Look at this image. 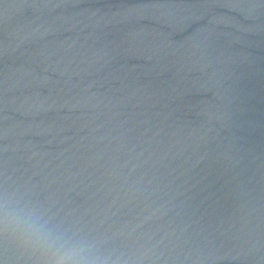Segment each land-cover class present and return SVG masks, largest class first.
<instances>
[{"label":"water","instance_id":"obj_1","mask_svg":"<svg viewBox=\"0 0 264 264\" xmlns=\"http://www.w3.org/2000/svg\"><path fill=\"white\" fill-rule=\"evenodd\" d=\"M5 179L159 264H264V0H0Z\"/></svg>","mask_w":264,"mask_h":264},{"label":"clouds","instance_id":"obj_2","mask_svg":"<svg viewBox=\"0 0 264 264\" xmlns=\"http://www.w3.org/2000/svg\"><path fill=\"white\" fill-rule=\"evenodd\" d=\"M36 186L0 182V246L19 264H159L162 254L151 239L91 226L72 213L42 203Z\"/></svg>","mask_w":264,"mask_h":264}]
</instances>
